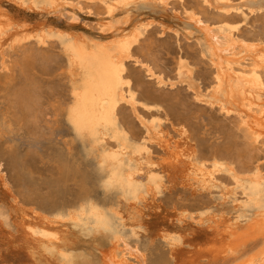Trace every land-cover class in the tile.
Segmentation results:
<instances>
[{
  "label": "rangeland",
  "instance_id": "374dc122",
  "mask_svg": "<svg viewBox=\"0 0 264 264\" xmlns=\"http://www.w3.org/2000/svg\"><path fill=\"white\" fill-rule=\"evenodd\" d=\"M135 1L128 7H119L118 13H115L116 17L127 20L118 30H129L135 21L148 19L155 21L133 46V53L136 57L139 56L142 64L150 65L155 74L161 76L165 83H158L155 77L147 73L146 67L136 63L134 59L128 60L127 71L132 72L130 87L135 91L137 104L135 109H131L132 107L128 104L120 107V124L126 127L129 134L133 133L137 140L140 138L142 140L147 136L142 120L158 116L162 119L161 128L164 130L163 134L165 133L164 138H169L171 135L172 139L181 140L184 137L186 141H189L188 148L195 151L192 153L194 157L202 158L210 166L212 154L226 152L231 157L229 156V161L224 163L234 162V166L239 165L233 158L242 145L241 131L237 125L238 118L233 112H231L233 115L223 112L219 102L213 97L215 68L208 51L209 47L203 31L197 28L195 23L193 24L187 14L189 11L186 13V9H195L200 12L198 15L209 23H212V19L223 15L235 17L238 19L235 26L241 28L238 32L240 37L264 43V0H233L231 5L211 0V6L203 5L202 0H170L169 4H162L158 0ZM0 4L5 6L13 20L26 21L30 24V28H35L46 21L63 29L69 30L72 27L70 29L72 31L75 29V32L84 31L89 37L98 40H106L108 39L106 37L111 35L108 33L101 39L102 33L97 24L106 14L105 8L99 2L92 4L91 9L85 8L80 10L81 12L78 10L76 13L78 21L74 22L60 12L48 13L45 10L21 6L9 0H0ZM231 7H240L239 10L246 16L244 17L243 13L237 10H230ZM129 16H132L131 19ZM163 24L164 30L161 27ZM201 35H204V38ZM24 47L29 51L24 53L23 47L14 51L16 63L7 72L0 68V173H4L6 180L11 184V192L3 190L4 187L0 184V206L10 211L11 226L10 228L2 226L6 228L5 230L0 228V264H103L102 252L107 250L114 241L109 230H91L86 226H75L72 221L66 220L67 225L60 226L63 229H60L63 239L60 237L57 245L43 251L34 242L28 240L22 228L24 213L30 214L32 209H36L40 215L37 220L53 219L54 211L61 206L74 212L84 196H88L106 210L118 206L117 203L120 200L119 205L126 223L134 230L132 234L127 233V239L131 243L137 242L140 246L146 247L154 264L170 259V245L165 235L183 234L182 236L188 240L187 243L193 245L196 244V239L198 240L199 236L204 234V230L209 229L203 228L207 226V219L201 225L196 219H192L191 213L195 218L205 211L217 219L220 216L231 218L235 215V205L243 199V195L239 193L240 190L233 189L234 185L227 172L218 173L217 179L207 185L206 189L205 186H199L197 182H181L182 178L179 174L175 175L172 182L161 164L163 175L168 179H165L166 187L163 193L157 194L154 199L149 198L141 202L138 209L130 201L120 198L117 189L107 190L101 182L103 171L99 168L97 153L93 154L88 150L90 146L88 136L83 138L76 136L67 119L66 108L72 99V81L69 72L71 63L68 51L63 48L59 38L51 39L41 47L33 41ZM179 61L187 62V67L191 70L182 78L178 75ZM198 88L201 93L198 92ZM26 90L28 93L31 90L30 94L31 92L35 94L40 102L38 110L25 117L21 104L23 94H28ZM133 134L130 136L134 137ZM154 139L158 140L156 137ZM155 141L153 143L156 146L150 143L152 159L157 158L156 161L160 162L164 148L161 142ZM190 143H193L194 147ZM257 158V161L261 163V169H264V146L258 145ZM66 166L68 170L64 169ZM143 167L141 175L145 176L148 166L143 165ZM63 175L65 178L61 179ZM223 176L226 178L223 179ZM31 215L34 214L31 213ZM179 218L181 220L177 221ZM14 219H16L15 222ZM20 230L22 232H19ZM63 251L71 253L69 254L71 263L64 258ZM181 255V251H176L175 256ZM211 258H199L195 264H224L222 259L214 261ZM226 259L230 261L232 257Z\"/></svg>",
  "mask_w": 264,
  "mask_h": 264
},
{
  "label": "bare ground",
  "instance_id": "6f19581e",
  "mask_svg": "<svg viewBox=\"0 0 264 264\" xmlns=\"http://www.w3.org/2000/svg\"><path fill=\"white\" fill-rule=\"evenodd\" d=\"M9 1H13L21 6L33 7L42 11L45 10L48 13H63L72 22L78 21L76 14L78 10H84L85 8L91 9L94 3L99 2L105 8L106 15L98 22L97 27L102 33L103 37L101 36V39L106 34L108 35V33H111V35L106 37L108 38L106 40H98L89 37L84 31L80 32L81 30H78L79 32H75L76 29L74 31L70 30L72 28L71 26H69L71 28L68 30L49 24L46 21L42 23L39 21L41 24L35 28H30V24L26 21L17 22V20H13L12 15L4 8L5 6L3 7L0 4V68L7 72L16 63L14 51L23 47L24 53H27L29 50L25 49L24 46L31 41L41 47L51 39H60L61 45L69 53L71 63L69 72L72 81V99L66 108L67 119L76 136L82 138L88 136L90 142L88 150L90 153H97L99 168L103 171L101 182L107 190L117 189L120 193V198L130 201L138 209L139 205L142 204L141 202L147 201L149 198L154 199L157 194L163 191L166 187V180L170 179L173 182L175 175L179 174L182 178L181 182L183 183H190V181L191 183L197 182L199 186H205L206 188L207 185L212 184L217 179L218 173L227 172V175L230 176V181H232L231 183L234 185L233 189L240 190L239 193H242L243 199L235 205V215L231 216V218H223L220 216L217 219L214 215L206 213V211L205 213H200L195 218L191 213L192 219H196L201 225L205 219L208 221L207 226H203V228L209 229L204 230V234L202 236L200 235L198 240L196 239V244H193V241V245L187 243L188 240L182 236L183 234L165 235L167 243L170 245V259L159 264H195L202 257H212L214 261L215 259H222L224 260V264H264V169H261V163L257 161L258 145L264 146L263 41L245 40L240 37L238 32L241 28L235 26V22L238 21L235 17L223 15L214 18V20L212 19V23H209V21H204L205 19L202 17L203 20L198 15L200 12L195 9H186V13L189 11L187 14L190 20L193 21V24L195 23L197 28L203 31L209 47L208 51L211 55L213 67L215 68L212 85L213 97L219 102L220 109L223 112L226 114L231 112L235 113L238 118V129L241 131L242 136V145L238 153H236V156L233 157L239 165L235 164L234 166V162L226 164L231 156L226 152H217L211 155L212 161L209 166L202 158L193 156L192 153H195V151L188 148L187 145L189 143L187 142L189 141H186L184 137L181 140L178 138V140L172 139L171 135H169V138H164L165 133L163 134L164 130L161 128L162 119L158 116L145 119V121L142 120L147 134L142 140L141 138L137 140L133 133L130 134H133L134 137L130 136L126 127L120 124V107L123 104H128L132 107L131 109H135L137 104L135 91L127 83H122L123 81H131L132 72L130 71L131 73H129L127 71L128 60L134 59L136 63L139 61V64L144 67L146 66L147 73L151 77H155L158 83H165V80L161 76H157L150 65L147 63L142 64L143 62H141L139 56L136 57L134 55L135 53H133V46L145 35L150 25L155 21L149 19L147 21H135V24L129 30H118L121 24L124 25L127 20L116 17L115 13H118L119 7H128L135 0ZM218 1L231 5L233 0ZM158 2L169 4L170 0H158ZM202 2L206 6L212 5L211 0H202ZM231 9L237 10L239 13L242 12L239 10L240 7H231ZM226 11L229 10L226 9ZM242 13L245 17L246 14L244 12ZM129 24L131 25V23ZM187 65V62L179 61V78L190 73L191 70ZM191 87L193 88V86ZM30 91L29 93L27 91L28 94H23L24 97L21 104V109L25 113V117L31 112L38 110L37 107L40 102L35 94H32V92L30 94ZM198 92L201 93L200 90ZM13 100L16 102V99L13 98ZM213 105L215 106V103ZM154 137L158 140L155 141ZM239 139L241 140V138ZM154 141L161 142L162 148H164L160 162L156 161L157 158L156 160L152 159L150 143L152 144ZM153 144L155 145V143ZM190 144L193 146V143ZM160 154L162 155V153ZM233 158L232 160H234ZM224 161L226 162L224 163ZM143 165L148 166L145 176L141 175L144 169ZM67 168L68 166L64 167V169L68 170ZM161 168L167 171L168 179L163 175ZM64 175L61 179L65 178L66 175ZM222 178L224 179L226 177L223 176ZM0 184L4 187L3 190L5 189L11 192V184L6 180L4 173H0ZM216 192L219 193L218 191ZM228 192L230 191L228 190ZM10 194L8 195L10 196ZM12 195L15 197V193ZM81 199L82 202H79L80 204L74 212L66 210L64 206H61L56 211L53 210V219L37 220L40 215L36 209L32 208L29 211L34 215L27 212L22 213L23 221L21 223L25 233L24 235L30 242H34L36 246L46 251L48 248H53L60 242V229H62L60 226L65 225V221L69 220L75 226H86L91 230L105 229L106 231H110L114 241L107 250L102 252L101 261L103 264H154L146 247L140 246L137 242L131 243L127 239V233L132 234L134 230L132 226L129 227L127 225L128 223H126V218L119 205L120 200H118V206L110 207L109 210H106L101 207L102 205L93 202L88 196H84ZM126 207L128 208L129 206ZM123 210L126 211V209ZM0 215L6 216V220H0V228L2 226L10 228V211L0 206ZM178 220L180 221L181 219L179 218ZM4 228L3 230L6 229ZM7 230L9 231V229ZM8 231H5V233H8ZM19 232H22V230ZM20 234L22 235V233ZM61 239L63 238L61 237ZM185 246L189 247L186 248ZM59 251L61 252V250ZM176 251H181L182 255L180 257L175 256ZM62 253L65 259L70 260V252L63 251ZM59 256L61 257V255ZM230 256L232 260L229 261L226 258ZM71 261L72 259L70 263Z\"/></svg>",
  "mask_w": 264,
  "mask_h": 264
},
{
  "label": "snow or ice",
  "instance_id": "6c2138e0",
  "mask_svg": "<svg viewBox=\"0 0 264 264\" xmlns=\"http://www.w3.org/2000/svg\"><path fill=\"white\" fill-rule=\"evenodd\" d=\"M137 63H139V61H137ZM122 83H127L128 85H131V81H123ZM0 220H6V216L0 215Z\"/></svg>",
  "mask_w": 264,
  "mask_h": 264
}]
</instances>
